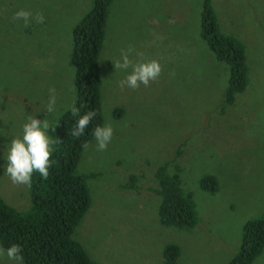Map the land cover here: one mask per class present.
<instances>
[{
    "label": "rangeland",
    "instance_id": "374dc122",
    "mask_svg": "<svg viewBox=\"0 0 264 264\" xmlns=\"http://www.w3.org/2000/svg\"><path fill=\"white\" fill-rule=\"evenodd\" d=\"M204 2L115 0L111 8L100 65L103 126L111 125L113 135L104 150L93 137L77 168L91 205L74 238L98 264H169V243L181 249L174 264H228L246 222L264 217V0H212L222 31L244 42L250 67L248 85L231 102L230 65L201 35ZM92 6L93 0H0V157L30 115L47 119L54 126L48 134L59 137L57 121L77 101L73 31ZM21 9L43 22L30 18L25 27L13 19ZM129 48L133 63L161 65L147 86L120 85L126 73L114 62ZM49 89L56 105L47 115ZM168 161L193 193L194 228L161 222V198L151 188ZM3 171L0 196L29 210L30 187ZM207 176L213 181L205 186ZM0 264L17 262L0 255ZM252 264H264V249Z\"/></svg>",
    "mask_w": 264,
    "mask_h": 264
},
{
    "label": "trees",
    "instance_id": "16d2710c",
    "mask_svg": "<svg viewBox=\"0 0 264 264\" xmlns=\"http://www.w3.org/2000/svg\"><path fill=\"white\" fill-rule=\"evenodd\" d=\"M115 0H94L93 7L74 29L73 61L76 66L77 101L74 108L79 115L93 111L96 115L80 137L72 136L78 116L66 110L57 121L61 140L59 149L49 157V173L41 178L34 172L30 194L33 205L29 210L13 208L0 196V246H20V255L28 264H98L84 245L74 238V230L91 205V191L77 168L86 145L92 140L94 129L103 123L102 74L100 54L110 8ZM212 0H205L202 37L220 61L230 65L227 100L249 83L250 68L246 59V46L237 36L222 31L216 18ZM17 87H24L18 85ZM157 186L152 187L161 198V222L177 229H190L198 224L193 193L186 190L171 162L160 165L154 174ZM205 177V186L212 182ZM264 249V217L246 222L239 253L228 264H252ZM177 243H169L165 254L167 262L174 264L180 256Z\"/></svg>",
    "mask_w": 264,
    "mask_h": 264
},
{
    "label": "clouds",
    "instance_id": "9594fccd",
    "mask_svg": "<svg viewBox=\"0 0 264 264\" xmlns=\"http://www.w3.org/2000/svg\"><path fill=\"white\" fill-rule=\"evenodd\" d=\"M30 18L34 19L37 23H42L44 20L42 15L37 13L33 16L32 13L23 9L16 11L13 15L14 20L22 19L25 27L30 24ZM131 53V48L127 51L122 50L120 58L114 62L116 69L126 73L124 79L120 81V85H127L132 89L137 88L138 83H143L147 86L150 80H155L160 74L161 65L156 60L133 63V61L129 58ZM129 69L131 70L128 71ZM49 92L50 95L44 108L47 110V115L55 111L56 105L55 90L49 89ZM71 111L73 115L78 116L72 128L71 134L74 137H80L84 135L86 126L89 124V121L93 119L96 113L88 111L83 115H79V110L74 107ZM50 126L54 130V126L50 125V122L47 119L44 118L41 120L35 118V115H30L26 117L25 122L21 125V134L13 137L10 142L7 143L4 148V155L0 157L5 160V164L0 165V167L4 169L3 173L7 175L14 184H24L30 187L34 172L38 173L41 178H46L48 176L50 166L49 157L53 152V144L61 142L59 137L53 139L48 134ZM92 134L96 139L98 150H104L112 138L113 129L111 125L103 126V123L100 122V125L94 129ZM20 251L21 249L19 245L12 244L7 249L0 248V255H6L10 261H16L17 264H22L23 257L20 255Z\"/></svg>",
    "mask_w": 264,
    "mask_h": 264
}]
</instances>
